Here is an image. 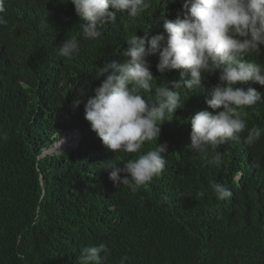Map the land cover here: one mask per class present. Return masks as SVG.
Wrapping results in <instances>:
<instances>
[{
    "label": "trees",
    "instance_id": "trees-1",
    "mask_svg": "<svg viewBox=\"0 0 264 264\" xmlns=\"http://www.w3.org/2000/svg\"><path fill=\"white\" fill-rule=\"evenodd\" d=\"M69 1L4 0L0 264H77L83 248L102 242L110 249L104 264H120L123 257L125 264H264V135L248 145L245 131L218 149L221 167L208 165L190 147L191 117L209 111L200 88L162 125L165 171L135 193L114 186L104 163H122L132 154L103 145L89 129L85 104L106 79H97L96 70L121 55L135 21L121 14L101 38L83 40L85 25ZM45 19L50 26L41 32ZM72 35L81 47L66 60L58 49ZM258 59L264 63L263 51ZM158 63L159 57L151 65L157 86L180 80L177 70L160 73ZM242 87L264 96L258 83ZM244 111L248 128L264 129V102ZM76 129L82 132L78 149L39 158L60 133ZM212 181L227 184L232 196L217 200Z\"/></svg>",
    "mask_w": 264,
    "mask_h": 264
},
{
    "label": "clouds",
    "instance_id": "clouds-1",
    "mask_svg": "<svg viewBox=\"0 0 264 264\" xmlns=\"http://www.w3.org/2000/svg\"><path fill=\"white\" fill-rule=\"evenodd\" d=\"M69 3L85 25L83 40L101 38L105 25L115 23L121 14L135 21V34L127 40L121 55L96 70L97 79L105 76L106 79L95 89L93 98H86L90 99L85 104L89 129L103 145L116 154H132L126 155L122 163L116 159L104 163L114 186L123 185L135 193L165 171L167 145L158 144L162 125L173 121L177 109L183 107L182 99L200 88L204 90L202 105L209 111H199L191 117L190 147L208 165L221 167L224 154L218 149L240 140L245 131L243 139L248 145L264 135V129L256 125L248 128L243 118L244 110L264 102V96L254 88L242 87L248 82L264 86V63L258 59L264 52V0H70ZM5 13L4 0H0V26L7 23ZM49 26L48 19L38 25L41 32ZM80 47L81 40L72 35L58 49V55L71 60L79 54ZM158 57L160 73L171 70L180 73V80L171 87L166 82L157 86L151 65ZM80 95H84L83 88ZM75 103L78 106L81 101ZM59 135L61 138L52 146L64 139L68 147H74L64 146L63 151L79 148L80 130ZM0 138L6 140L7 135ZM209 187L219 201L232 196L227 184L212 181ZM204 194L201 191L197 195ZM109 254L107 243L88 246L82 249L77 264H104ZM126 259L123 257L120 264H125Z\"/></svg>",
    "mask_w": 264,
    "mask_h": 264
},
{
    "label": "water",
    "instance_id": "water-1",
    "mask_svg": "<svg viewBox=\"0 0 264 264\" xmlns=\"http://www.w3.org/2000/svg\"><path fill=\"white\" fill-rule=\"evenodd\" d=\"M58 144H59V143H58ZM58 144H56V145L52 146L51 148H49V149L45 152V154L42 155V156H45V155H48V154H53V155H57V154H59L61 151H63L62 149H63L64 147H63L62 149L56 150L55 148H56V146H57Z\"/></svg>",
    "mask_w": 264,
    "mask_h": 264
},
{
    "label": "bare ground",
    "instance_id": "bare-ground-1",
    "mask_svg": "<svg viewBox=\"0 0 264 264\" xmlns=\"http://www.w3.org/2000/svg\"><path fill=\"white\" fill-rule=\"evenodd\" d=\"M31 21V20H30ZM65 146V140L61 139L60 143L56 146V150H59ZM74 147V146H73Z\"/></svg>",
    "mask_w": 264,
    "mask_h": 264
},
{
    "label": "rangeland",
    "instance_id": "rangeland-1",
    "mask_svg": "<svg viewBox=\"0 0 264 264\" xmlns=\"http://www.w3.org/2000/svg\"><path fill=\"white\" fill-rule=\"evenodd\" d=\"M68 144H65V146H67ZM68 147V146H67ZM69 149H73V145H70L69 147H68Z\"/></svg>",
    "mask_w": 264,
    "mask_h": 264
}]
</instances>
